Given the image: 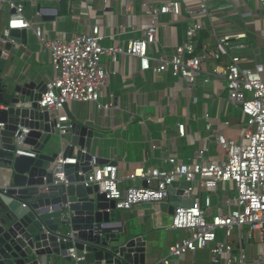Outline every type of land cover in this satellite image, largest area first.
I'll return each mask as SVG.
<instances>
[{
    "label": "built area",
    "instance_id": "2783aa9c",
    "mask_svg": "<svg viewBox=\"0 0 264 264\" xmlns=\"http://www.w3.org/2000/svg\"><path fill=\"white\" fill-rule=\"evenodd\" d=\"M112 1L125 4L128 12L132 4L140 2L80 0L79 3L81 8L91 12L98 6L106 11ZM215 1L152 0L148 5L149 24L142 27L143 35L129 41L127 47H104L102 41L105 36L100 26H91L89 33L75 34L67 40H53L41 27L35 29L42 51L50 53L55 68L54 77L46 83V92L38 106L42 113L48 112L52 119L57 120L55 132L61 138L68 136L74 127L67 115H61L66 105L77 102L90 103L102 110L116 108L113 94L109 95L108 102H102L110 85V71L104 60L110 58L116 63L119 55L136 58L140 73H170L190 90L201 79L204 84H209L212 78L223 79L227 101L245 117L239 139H228L223 135L216 137L215 147L221 152L220 157L213 156L211 148L205 147L188 162L168 158L165 160L169 166L167 169L136 168L124 177L119 176L120 168L115 163L99 164L94 156L89 162L92 170L85 175L82 184L86 188L99 187V193L104 194L108 201H114L120 211L147 203L155 206L168 204L170 191L182 190L180 183L188 185L183 190L184 197L194 196L203 190L206 192L203 200L196 198L193 205L175 208L170 228L182 231L186 236L169 247V258L162 264H175L186 255H196L204 250L210 251L215 264H220L223 259L226 264H262L264 261L262 257L250 261L242 244L245 239L264 244V66L243 68L245 60L234 54V51L245 47L238 41L246 39V33L217 36L214 11L210 7ZM259 2L264 9V0ZM6 9L12 14L0 38V45L20 46L18 38L12 37L11 32L33 28L25 17L26 4L17 0H0V12ZM167 16L185 18L184 40L175 48L173 55L157 57L159 32L166 28L162 19ZM242 17L252 18L253 13H245ZM130 27L129 20L127 27H120L118 35ZM206 32L217 37L215 45L201 42ZM224 57L227 58L226 63L222 62ZM154 62L157 64L153 65ZM123 82L126 81L123 79ZM0 128L3 129L4 125L0 124ZM207 129L212 130L211 125ZM178 132L185 137L186 125L180 124ZM24 139L17 137L16 146H20ZM15 156L36 157L29 147L17 148ZM62 156L63 150L53 164L54 185H68L65 166L78 164L76 158L64 161ZM222 187L226 205L223 207L220 203L214 208V199L218 198ZM233 193L234 197L231 196ZM218 231L223 232V240L218 239ZM231 239L237 240L239 248L231 244ZM70 257L72 262L62 257L54 260L42 257L38 264L78 263L74 250H71Z\"/></svg>",
    "mask_w": 264,
    "mask_h": 264
},
{
    "label": "crops",
    "instance_id": "0c3cea01",
    "mask_svg": "<svg viewBox=\"0 0 264 264\" xmlns=\"http://www.w3.org/2000/svg\"><path fill=\"white\" fill-rule=\"evenodd\" d=\"M17 1L25 2V17L33 28L19 30L21 33L26 32V42L18 39L20 46H12L10 50L4 51L0 67L4 69V79L12 87L31 82L46 84L54 77L52 57L49 52L42 51L35 34L38 27L53 40H67L75 34L89 33L91 26H100L105 36L102 45L117 48L127 47L129 41L140 38L143 35L142 27L151 20L148 5L152 0H140L132 4L130 12L126 10L125 4L117 1L110 2L106 11L98 6L91 12L80 7V0ZM210 7L214 11L217 36L247 34L246 39L238 41L245 47L234 51V54L245 60L242 67L264 66V9L259 0H216ZM248 12L253 13V17L243 18V14ZM11 14L9 9L0 12V38ZM129 20L131 27L118 35L120 27H127ZM162 23L166 28L159 32L157 57L174 54L175 48L184 40L187 26L184 17H163ZM216 41L217 37L207 32L201 40L210 45H215ZM104 62L110 71V85L102 102H108L109 95L113 94L116 108L102 110L90 103L72 102L67 105L68 111L63 110L61 115L69 117L70 114L73 123L94 131L92 155L100 159L102 164H117L120 177L136 168L167 169L169 166L165 160L168 158L188 162L199 149L205 147L211 148L213 156L220 157L221 152L215 147L217 136L223 135L234 140L240 138L245 117L227 101L223 79L212 78L209 84H204L201 79L190 90L182 80L170 73H140L138 60L127 55H119L116 63L110 58ZM222 62L226 63L227 58L224 57ZM180 124L186 125L185 137L179 135ZM208 125H211L212 130L207 129ZM53 150L48 145L46 153L50 154ZM4 168L6 166L0 163V177L3 174L10 176ZM183 185L185 183H180V188ZM223 188H220L218 198L214 199V208L220 203L223 207L226 205ZM205 195L203 190L191 197L203 200ZM168 204H171L170 200ZM172 219L173 214L162 212L161 206L141 204L132 210H122L120 218H112L111 222L117 224L110 226L109 230L117 235L122 232L121 238L143 237L147 243L146 264H162L169 258V247L186 236L182 231L171 230ZM230 242L236 249L239 248L236 239ZM242 244L250 261L259 257L264 260V244L248 239ZM51 258L54 260L55 257ZM175 264L215 263L210 251L204 250L196 255H186L176 260ZM220 264H226V261L223 259Z\"/></svg>",
    "mask_w": 264,
    "mask_h": 264
},
{
    "label": "water",
    "instance_id": "95a60500",
    "mask_svg": "<svg viewBox=\"0 0 264 264\" xmlns=\"http://www.w3.org/2000/svg\"><path fill=\"white\" fill-rule=\"evenodd\" d=\"M11 36L26 42V32L13 30ZM11 47L10 43L0 45V63ZM3 72L0 67V124L4 125L0 163L10 176L0 177V264H38L42 257L72 262L71 250L77 264H146L143 237L121 238L122 232L109 230L117 224L111 219L121 215L116 203L100 194L99 187L82 184L92 170L94 131L74 123L69 135L61 138L55 132L57 120L39 110L46 84L12 87ZM64 110L68 111L67 105ZM17 137H25L20 146H16ZM48 145L54 149L50 154ZM24 147L36 157H16L17 148ZM62 150L64 161L76 158L78 164L65 166L68 185H54L53 164ZM98 163L102 164L100 159ZM187 188L185 184L181 191L171 190V204H162V212L174 214L177 207L193 205L194 197L183 196Z\"/></svg>",
    "mask_w": 264,
    "mask_h": 264
},
{
    "label": "rangeland",
    "instance_id": "374dc122",
    "mask_svg": "<svg viewBox=\"0 0 264 264\" xmlns=\"http://www.w3.org/2000/svg\"><path fill=\"white\" fill-rule=\"evenodd\" d=\"M1 166H5V164L2 162L1 163ZM220 234H221V236H220ZM222 236H223V232H221V231H218V239L220 240V239H222ZM223 240V239H222Z\"/></svg>",
    "mask_w": 264,
    "mask_h": 264
}]
</instances>
